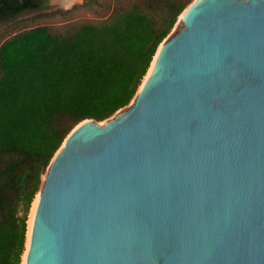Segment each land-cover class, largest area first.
<instances>
[{
	"label": "water",
	"instance_id": "obj_1",
	"mask_svg": "<svg viewBox=\"0 0 264 264\" xmlns=\"http://www.w3.org/2000/svg\"><path fill=\"white\" fill-rule=\"evenodd\" d=\"M176 25L131 101L52 156L25 264H264V0Z\"/></svg>",
	"mask_w": 264,
	"mask_h": 264
},
{
	"label": "trees",
	"instance_id": "obj_2",
	"mask_svg": "<svg viewBox=\"0 0 264 264\" xmlns=\"http://www.w3.org/2000/svg\"><path fill=\"white\" fill-rule=\"evenodd\" d=\"M190 0H87L97 20L35 25L0 40V264H21L31 203L80 121L126 106ZM47 0H0V23Z\"/></svg>",
	"mask_w": 264,
	"mask_h": 264
},
{
	"label": "rangeland",
	"instance_id": "obj_3",
	"mask_svg": "<svg viewBox=\"0 0 264 264\" xmlns=\"http://www.w3.org/2000/svg\"><path fill=\"white\" fill-rule=\"evenodd\" d=\"M192 1L190 0L185 8ZM86 2L87 0H70L69 3L59 2L58 0H47V5L40 9L21 13L10 20L0 23V40L16 31L35 25L58 26L76 20H97L102 18V16L94 14L89 9V6L86 5ZM178 27L179 25H176L175 28L172 27L167 35L174 33Z\"/></svg>",
	"mask_w": 264,
	"mask_h": 264
},
{
	"label": "bare ground",
	"instance_id": "obj_4",
	"mask_svg": "<svg viewBox=\"0 0 264 264\" xmlns=\"http://www.w3.org/2000/svg\"><path fill=\"white\" fill-rule=\"evenodd\" d=\"M58 1L59 2H64V3H69L70 0H58ZM188 6L186 8H184V10L180 13L179 19H182V17L184 16V13L187 10ZM162 45H163L162 42L158 45V47L156 49V52H155V54H154V56H153V58L151 60L150 65H149V68L147 69V72H146V74L144 75V77H143V79L141 81V84L139 86V89L143 86V84L145 83V81L147 80V78L149 77V75L151 74V72H152V70L154 68L155 62L157 60V57H158V55L160 53V50L162 48ZM63 144H64V141L61 143V146L60 147H62ZM58 151L59 150H57L55 152V154H54L53 157H55V155L57 154ZM42 177L44 178L45 177V174ZM39 198H40V191H38L36 193V195H35L32 203H31L30 210H29L28 219H27L25 250H24L23 255H22V262H21V264H25L26 254H27V251H28L29 241H30V236H31V231H32L33 220H34L36 208H37V205H38V202H39Z\"/></svg>",
	"mask_w": 264,
	"mask_h": 264
},
{
	"label": "flooded vegetation",
	"instance_id": "obj_5",
	"mask_svg": "<svg viewBox=\"0 0 264 264\" xmlns=\"http://www.w3.org/2000/svg\"><path fill=\"white\" fill-rule=\"evenodd\" d=\"M41 8H42V7H41ZM37 9H40V8H37ZM31 10H35V9H31ZM28 11H30V10L22 11V12H20L19 14H17L16 16L20 15L21 13L28 12ZM14 17H15V16H14ZM14 17H13V18H14Z\"/></svg>",
	"mask_w": 264,
	"mask_h": 264
}]
</instances>
